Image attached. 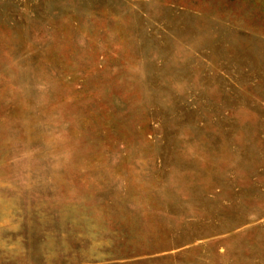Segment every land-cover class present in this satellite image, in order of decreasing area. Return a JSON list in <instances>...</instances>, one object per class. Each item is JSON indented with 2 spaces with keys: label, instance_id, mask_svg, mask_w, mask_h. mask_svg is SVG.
<instances>
[{
  "label": "rangeland",
  "instance_id": "1",
  "mask_svg": "<svg viewBox=\"0 0 264 264\" xmlns=\"http://www.w3.org/2000/svg\"><path fill=\"white\" fill-rule=\"evenodd\" d=\"M0 264H264V0H0Z\"/></svg>",
  "mask_w": 264,
  "mask_h": 264
}]
</instances>
